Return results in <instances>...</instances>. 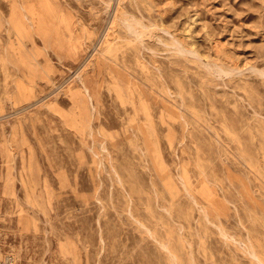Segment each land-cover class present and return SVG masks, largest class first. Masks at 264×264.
Returning a JSON list of instances; mask_svg holds the SVG:
<instances>
[{"label":"rangeland","instance_id":"obj_1","mask_svg":"<svg viewBox=\"0 0 264 264\" xmlns=\"http://www.w3.org/2000/svg\"><path fill=\"white\" fill-rule=\"evenodd\" d=\"M258 260L264 0H0V264Z\"/></svg>","mask_w":264,"mask_h":264},{"label":"bare ground","instance_id":"obj_2","mask_svg":"<svg viewBox=\"0 0 264 264\" xmlns=\"http://www.w3.org/2000/svg\"><path fill=\"white\" fill-rule=\"evenodd\" d=\"M137 24H139V23H137ZM127 31L128 32H130V33H133V34H135L136 35V37L134 38V36H133V39L132 40H138L139 42H140V40L142 41V38L145 36V32H143V31H141V30H138L137 29V27L135 26V25H133L131 22H128L127 23ZM142 26V28L143 29H146L145 31H147L148 29V27H145V26H143V25H141ZM150 32L152 33V31L150 30ZM147 33V32H146ZM149 33V32H148ZM111 36V35H110ZM109 36V37H110ZM114 39H116V37L114 38ZM129 39H131V38H129ZM108 42V41H107ZM106 42V43H107ZM177 49H178V51L181 53V54H184V52H187L182 46H177ZM107 53H108V55L115 61V63H116V65L118 66V67H120L119 65H122V66H126V60L122 57V59H121V57H118V55H117V49H116V52H115V49H114V47L111 45V43L110 42H108V44H107ZM195 53V52H194ZM196 54V53H195ZM217 69V72L218 73H225V74H228V72L226 71V70H224V69H222L221 67H217L216 68ZM215 70V69H214ZM144 80H145V83L147 84V85H152L151 83H150V81H149V79L147 78V77H145L144 78ZM135 84V83H134ZM154 90H155V88H153ZM140 97H139V99L140 100H142L143 99V95L145 96V97H147V94L144 92V91H140ZM180 94H181V96H180V101L183 103V108H182V103H180V104H175L177 107H178V109H179V112L177 113V116L178 117H184L185 116V113H186V101H185V98H184V96H183V92H182V90L180 89ZM118 97H119V99H121V93H120V90H119V92H118ZM132 103H133V106H134V100H132ZM143 104H144V109H145V113H146V119L149 121L150 120V112H149V107H148V105L147 104H145V102H143ZM165 108H166V106H165ZM180 109H182V110H180ZM185 136V135H184ZM167 250H169V249H167ZM171 251V250H170ZM170 251H169V253H170ZM171 254V253H170ZM172 255V254H171ZM252 256L256 259V257H255V255L252 253ZM175 258H177L176 256H175ZM174 260V259H173ZM258 262H260L259 260H258ZM260 264H262L261 262H260Z\"/></svg>","mask_w":264,"mask_h":264}]
</instances>
